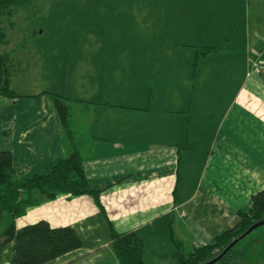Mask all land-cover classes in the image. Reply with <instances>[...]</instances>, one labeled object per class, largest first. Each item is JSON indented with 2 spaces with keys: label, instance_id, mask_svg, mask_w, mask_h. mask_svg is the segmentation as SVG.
<instances>
[{
  "label": "crops",
  "instance_id": "crops-1",
  "mask_svg": "<svg viewBox=\"0 0 264 264\" xmlns=\"http://www.w3.org/2000/svg\"><path fill=\"white\" fill-rule=\"evenodd\" d=\"M60 4L70 12L55 22L61 30L46 53L33 45L24 91L10 78L21 97H0V152L25 180L76 150L101 193L98 203L34 192L41 202L16 229L45 221L77 233L80 248L45 264H116L109 224L139 236L144 264L174 260L171 237L189 250L210 244L264 189V74L247 77L248 51L262 47L264 33L242 0ZM206 48L214 50L194 66ZM52 95L65 99L71 136ZM12 257L9 242L0 264Z\"/></svg>",
  "mask_w": 264,
  "mask_h": 264
},
{
  "label": "trees",
  "instance_id": "trees-1",
  "mask_svg": "<svg viewBox=\"0 0 264 264\" xmlns=\"http://www.w3.org/2000/svg\"><path fill=\"white\" fill-rule=\"evenodd\" d=\"M28 0H0V47L8 46L9 40L2 18L10 22L12 28L14 11ZM214 49H203L196 54L194 66ZM12 52L0 54V97L15 99L21 97L10 88V78L15 71ZM18 54V53H17ZM16 54V55H17ZM58 116L67 134L71 136L68 126L69 108L65 99L52 95ZM34 192L45 200H53L59 195H90L99 203L101 191L93 190L82 167V158L78 151L58 161L47 173L35 174L25 180L15 178L12 155L8 151L0 152V225L8 217L7 227L0 231V250L9 242L13 243L11 264H45L81 247L77 233L69 227L51 228L45 221H39L16 229L14 220L24 215L26 209L40 203L33 198ZM264 220V189L250 197V204L245 212L239 213L238 222L230 229L216 236L210 244L192 247L187 255L183 246L171 240L176 248L175 264H206L218 255L237 237L252 225ZM111 249L116 264H144L143 242L133 232L118 233L109 224ZM237 245V244H236ZM233 246L217 264H239L240 253Z\"/></svg>",
  "mask_w": 264,
  "mask_h": 264
},
{
  "label": "rangeland",
  "instance_id": "rangeland-1",
  "mask_svg": "<svg viewBox=\"0 0 264 264\" xmlns=\"http://www.w3.org/2000/svg\"><path fill=\"white\" fill-rule=\"evenodd\" d=\"M66 1L79 2L95 0H28L24 6L15 9V14L12 18L14 26L12 28H9L10 22L6 20L5 17L2 18L9 44L8 46L0 47V54L4 51L12 52L13 49L16 52L12 56L13 61H15V71L12 73V76L14 87L17 91H24V86L19 82L32 79L33 45L39 47L42 52L46 53L49 49V39L52 35L54 36V34L60 33L61 29L55 25V22H59V16L65 15L63 12H70L69 8L59 7L61 6V2ZM242 1L244 15L249 18L251 26L257 25L259 31L264 33V0ZM57 11L61 13L58 14ZM21 13L24 14L26 21L28 22L27 27H24L25 25L23 23L26 24V22L22 19ZM52 18H54L53 24ZM256 18L259 19L258 24ZM41 30L43 33L39 36L38 34ZM40 58L46 59L47 57L41 56ZM17 84L20 85H18L20 89H17ZM191 207L192 204L190 203L186 209ZM245 210L246 209H244V211ZM201 218L206 219L205 222L207 221V217L201 216L199 219ZM188 250V246L187 248L183 247V254L187 255L189 252ZM236 250L241 254L238 260L239 264H264V225L255 229L247 237L240 240L236 245ZM171 260L172 258L165 259L164 262L159 260V262L155 264H175V260Z\"/></svg>",
  "mask_w": 264,
  "mask_h": 264
},
{
  "label": "built area",
  "instance_id": "built-area-1",
  "mask_svg": "<svg viewBox=\"0 0 264 264\" xmlns=\"http://www.w3.org/2000/svg\"><path fill=\"white\" fill-rule=\"evenodd\" d=\"M249 62L247 77H250L255 72L261 71L264 74V37L262 38V47L257 50L248 51Z\"/></svg>",
  "mask_w": 264,
  "mask_h": 264
},
{
  "label": "water",
  "instance_id": "water-1",
  "mask_svg": "<svg viewBox=\"0 0 264 264\" xmlns=\"http://www.w3.org/2000/svg\"><path fill=\"white\" fill-rule=\"evenodd\" d=\"M264 225V220L260 221L254 225H252L249 229H247L242 235L234 239L223 251L220 255L212 259L206 264H216L218 261L221 260V258L231 249L233 246H235L240 240L244 239L246 236H248L250 233H252L255 229L259 228L260 226Z\"/></svg>",
  "mask_w": 264,
  "mask_h": 264
},
{
  "label": "flooded vegetation",
  "instance_id": "flooded-vegetation-1",
  "mask_svg": "<svg viewBox=\"0 0 264 264\" xmlns=\"http://www.w3.org/2000/svg\"><path fill=\"white\" fill-rule=\"evenodd\" d=\"M260 227H261V226H260ZM257 229H258V228H257ZM246 237H247V236H246ZM217 263H218V262H217ZM217 263H216V264H217Z\"/></svg>",
  "mask_w": 264,
  "mask_h": 264
}]
</instances>
